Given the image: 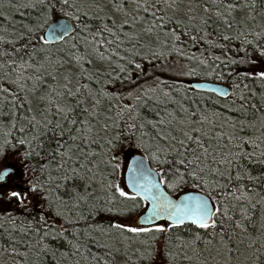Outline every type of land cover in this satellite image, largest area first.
Segmentation results:
<instances>
[{"label": "snow or ice", "instance_id": "snow-or-ice-1", "mask_svg": "<svg viewBox=\"0 0 264 264\" xmlns=\"http://www.w3.org/2000/svg\"><path fill=\"white\" fill-rule=\"evenodd\" d=\"M7 7L35 15L0 28V256L113 264L114 239L125 264H264V92L258 107L248 83L264 89V0ZM201 43L200 56L184 50ZM173 54L187 61L177 80L154 77ZM224 69L227 115L179 81Z\"/></svg>", "mask_w": 264, "mask_h": 264}, {"label": "trees", "instance_id": "trees-1", "mask_svg": "<svg viewBox=\"0 0 264 264\" xmlns=\"http://www.w3.org/2000/svg\"><path fill=\"white\" fill-rule=\"evenodd\" d=\"M7 2L8 0H4V7H0V13H3L4 15H8L11 17V22L8 21H4L3 16H0V28H3L5 26H7L9 28V30H12L13 27V23H15V25L18 27L20 23L24 22H28L30 16H34L35 13L34 12H30L29 10H22L25 12L24 16H21L19 13L15 12L14 9H11L9 7H7ZM59 16V13L56 14V16L53 17V19L55 17ZM259 20V18H258ZM211 38V37H210ZM70 39V38H69ZM207 48V45H203L201 44H196V45H188L186 47H184L185 52H187L189 55L191 54H195L196 56H200L202 51H205V49ZM215 51L217 54H219V50H213ZM205 55H207V53L205 52ZM161 63H166L167 67L164 70L160 69V65ZM187 61H185L182 57H177L175 54H173L172 56H169L167 58L166 61L161 62V61H154V64L156 65V70L154 73V77L158 76L160 77V79H164L169 81V83H172L174 80H177V77L174 76L172 73L174 71H178L179 68L183 65L186 64ZM104 68H107V65L103 66ZM109 71H111L112 69H108ZM150 71H152V69H150ZM225 72V79L224 80H218L216 79L215 75H211V76H205V74L203 72H201L198 76L195 77H180L179 81L182 82V86L185 89H193L190 85L189 82L191 81H212V82H218V83H223L228 85L231 90H232V80L230 78L227 77V69H224ZM153 77V78H154ZM144 81L141 82H137V84H143ZM149 83H151V80H149ZM249 83V87L253 90L256 91L257 95L256 97L251 98V103H255L258 107L261 105V99H260V94L261 92H264V89H262L260 87V85L258 83H252L251 81H248ZM147 86V85H145ZM195 90V89H194ZM122 92H126V89L121 90ZM190 95H195L197 98L202 100V103L200 104V107H207L208 109L212 110H218V111H224L225 115H227L228 113L226 112L225 109H223L221 107L222 104L228 103V101L222 100L220 97H218L215 94L212 93H207V92H202V91H198L195 90V92H190ZM216 101H219V103H214ZM185 105L187 106L189 101H184ZM170 107H175L174 105H170ZM252 111L250 110L249 112V116L248 118L251 119L252 118ZM135 153V152H133ZM129 156L127 154V152L125 153V158ZM152 167H155V165H151ZM254 174L258 175L259 174V169L254 170ZM191 190L190 188L185 189V191H189ZM257 191H260L259 186H257ZM180 193H177L175 195H178ZM11 211V209H9ZM15 214V213H14ZM139 211H137L136 213H134L133 215H139ZM256 217H259V211L256 212ZM96 219L104 224L109 223V221H113L118 219L117 217H114L110 214L107 213H101L99 214ZM19 223V222H18ZM160 223H164V222H160ZM259 223V220L257 219V224ZM163 238V237H162ZM107 242L109 244L114 245L115 247L120 248V253L115 254L114 259H113V264H125V261L127 260V257L124 255V246L122 243L118 242L117 240L114 239H108ZM159 245V242H158ZM133 247H135V245H133ZM63 251V249H61ZM92 251L95 252L97 255H102L104 250H97L95 249V247L92 248ZM19 259V258H18ZM47 259V264H55L54 261H52L51 257L46 258ZM77 259H79V257H77ZM136 257L133 256L132 257V261H128L127 264H132L133 261H135ZM0 264H11V258L7 255L4 256H0ZM61 264H69V261H61ZM80 264H86V262L84 260H80ZM154 264H166V262L164 261L162 255H158Z\"/></svg>", "mask_w": 264, "mask_h": 264}, {"label": "water", "instance_id": "water-1", "mask_svg": "<svg viewBox=\"0 0 264 264\" xmlns=\"http://www.w3.org/2000/svg\"><path fill=\"white\" fill-rule=\"evenodd\" d=\"M63 19H64V17L60 16L59 20H57V17H55L53 19V21L54 22H62ZM189 85L195 90L202 91V92H207V93H212V94H215V95H217L216 90L220 89V88H223V89H225L226 91H229V92L231 91V88L228 85L223 84V83H218V82H212V81H191V82H189ZM135 155H136V153H132L127 158V161L130 162L131 159ZM178 196H179V194L176 195V197H178ZM159 222H163V221H159Z\"/></svg>", "mask_w": 264, "mask_h": 264}, {"label": "rangeland", "instance_id": "rangeland-1", "mask_svg": "<svg viewBox=\"0 0 264 264\" xmlns=\"http://www.w3.org/2000/svg\"><path fill=\"white\" fill-rule=\"evenodd\" d=\"M149 71H150V69H149ZM141 81H143V79H140V80H138L137 82H141ZM129 156H130V155H129ZM129 156H127L125 159L127 160V158H128Z\"/></svg>", "mask_w": 264, "mask_h": 264}]
</instances>
